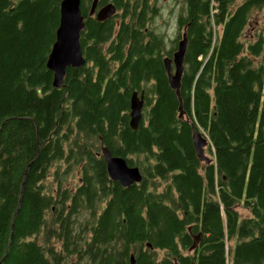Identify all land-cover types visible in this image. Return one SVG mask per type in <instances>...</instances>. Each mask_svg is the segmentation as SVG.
Masks as SVG:
<instances>
[{
    "label": "trees",
    "instance_id": "1",
    "mask_svg": "<svg viewBox=\"0 0 264 264\" xmlns=\"http://www.w3.org/2000/svg\"><path fill=\"white\" fill-rule=\"evenodd\" d=\"M182 2L178 36L171 43L172 51L186 29L182 110L161 53L154 61L132 64L143 77L154 72L156 81L154 101L144 114L147 123L141 121L137 134L127 126L122 135L133 147L142 140L144 161L130 167L143 168V181L122 189L101 174L84 185L92 186L89 194L60 192L56 198L41 194L39 185L47 155L41 152L43 126L57 121L63 127L62 159L95 158L99 146L88 141L99 143L101 131L109 145L103 129L114 128L119 113L130 112V102L115 96L112 82L100 94L102 71L96 84L88 77L74 85L69 74L61 89L53 88L45 60L56 0H25L13 13L0 6V264H132L131 257L134 264H264V26L253 42L246 35L252 11L264 10V0ZM158 42L165 46L162 35ZM75 126L90 145L85 152L74 151L79 145L69 136ZM192 127L210 141L209 165L195 156ZM90 129L96 130L92 136ZM51 205L63 206L61 222L54 219L47 229L62 243L57 250L48 242L51 251L42 257V246L27 238L40 232L43 212ZM238 208L248 216L241 217ZM199 234L201 241L189 256L191 236ZM233 240L228 251L227 241ZM145 243V251L137 250ZM149 247L154 257L144 256L153 253Z\"/></svg>",
    "mask_w": 264,
    "mask_h": 264
},
{
    "label": "flooded vegetation",
    "instance_id": "2",
    "mask_svg": "<svg viewBox=\"0 0 264 264\" xmlns=\"http://www.w3.org/2000/svg\"><path fill=\"white\" fill-rule=\"evenodd\" d=\"M24 1L25 0H0V6L3 12L13 13L18 8L20 9V7H22ZM65 1L68 0H56L54 6L56 16L53 34L49 42H46L48 45V54L45 60L46 69L48 57L51 54L54 43L58 42V34L62 28V19L64 15L63 3ZM169 1H174L173 6L174 4L176 5L177 20L184 10L183 2L182 0ZM167 2L168 0H70L68 8L65 11V18L73 20L74 24L71 27L72 34L62 41V48L64 52H79L80 58L76 60V64L79 66L67 68L65 78H68L69 74H71L70 82H73L75 85V83H80L82 80L89 77L90 83L96 84L98 74L102 71L105 79L101 85L100 94H104L107 83L109 85L112 82L117 85L115 96L124 100L127 98L128 102H130L133 94H137L139 99L143 97L144 109L142 122L146 124L148 116L145 117L144 114L147 110V104L154 101V84L156 83L154 80V72L147 77H143L144 73L141 68L138 66L134 68L132 64L136 61L140 64L141 60L154 61L158 58V53H161L163 56L161 65L165 71L163 60L165 58L171 59L174 52L177 50V48H173L171 51L172 46L170 45V41H165V46L159 47L158 36L161 34L158 32L155 24L159 22L160 19L161 21L165 20L163 24H168V20L174 16L175 11L174 9H167ZM162 36L165 39L164 35ZM134 45L135 52L132 53L131 49ZM165 50L167 53H165ZM121 66L122 69L118 72ZM131 69H133V73L130 71ZM121 74L124 75L122 80L119 76ZM133 74L136 75V77H133ZM51 75L53 86V74L51 73ZM40 92L41 89L39 88L38 93ZM129 113L130 112H127V108H124V110L119 113V119L115 122L114 128L107 127L103 129V132L107 133L105 135L106 141L110 146L117 149L115 152L112 153L110 151L109 145H107L100 136L103 134L101 131L96 135V139L99 143L93 140L88 141V143L93 146H99L100 151L94 152L95 158L71 157L62 159L60 155L62 150L61 137L63 127L57 125V121H55V125L51 127L44 125V130L41 131V152H46L47 155L45 161L43 159L42 180L39 183V185L44 188L43 192L41 190V194L51 195L56 198L59 197L60 192H66L72 195L77 192L85 194L92 192V186H88L90 185V179L101 174L108 176L107 161L102 153V148L104 147L110 151L113 158H122L126 160L128 166H131L137 161H140L141 164L144 159L141 147L142 140L138 138L133 147L130 146V144L127 145L122 138V135L127 133L128 127L130 129V134L132 132H136L133 134L139 133L138 130L133 131L130 127ZM126 117L128 119H126ZM79 130L80 128L75 126L73 128V134L69 136V138L75 139L76 145H79V149H74L75 153H79V150L85 152L90 148V145L85 143L86 136L83 133H81L80 136L77 135ZM86 132L92 136L96 133V130L92 131V129H90ZM191 146L194 151L193 142ZM150 147L155 153H160L157 148H154L153 143H151ZM207 157L210 158L209 155H207ZM91 160L98 162V165L95 166ZM199 163L204 164L200 161ZM83 164H87V167H83ZM204 165L206 166V164ZM139 170L142 177H144L145 171L143 168L139 167ZM83 171L87 172L84 174L85 177H83ZM178 174L179 172L170 174V177L173 178L174 176H178ZM199 174L202 173L199 172ZM109 180L120 186L118 182H114L111 179ZM87 183V187L83 189L84 185ZM121 188L125 189L123 187ZM107 190L109 191V189ZM71 206L72 205L68 202V206H66L67 210H69ZM62 208L63 206L51 205L49 209L45 210L39 223L40 232L36 231L27 238L28 241H37L42 246V257H47L48 252L51 251L48 242L54 244L57 250H59L58 245L62 243L61 238L49 236L47 230L48 225L51 224L54 219L61 222L59 220V214ZM59 225L60 224H58V226ZM197 236H191L192 246L195 241L194 237ZM200 241L201 239L198 241V244ZM145 247H148L146 243L144 246L139 245L137 250L140 252L145 251ZM191 247L187 251L189 256L193 251ZM149 248L153 253L144 254V256L154 257V247ZM161 255L164 256L163 253H161Z\"/></svg>",
    "mask_w": 264,
    "mask_h": 264
},
{
    "label": "water",
    "instance_id": "3",
    "mask_svg": "<svg viewBox=\"0 0 264 264\" xmlns=\"http://www.w3.org/2000/svg\"><path fill=\"white\" fill-rule=\"evenodd\" d=\"M70 0L63 3L64 15L62 19V28L58 34V42L54 43L51 54L48 57L47 61V70L53 74V87L60 89L64 85V78L66 76L67 68L79 66L76 64L77 58H80L79 52H64L62 48V41L64 38L72 34V25L74 24L73 20L65 18V11L68 8V3ZM186 33V32H184ZM187 36L183 34L182 40L179 42L178 49L174 53L173 62L175 65V73L171 74L170 71V60L166 62V68L170 75V86L176 90V95L180 102H182L180 87H181V77L184 70V58L187 49ZM142 108L143 100H139L137 95L134 94L131 99V114H130V127L136 130L142 119ZM182 108L179 107V111ZM180 118L183 117V113L180 112ZM192 142L193 146L196 149L197 157L200 161L204 162L206 165L211 163V159L204 155V147L207 146L208 140L198 131L192 127ZM102 153L107 161V171L110 175V179L114 182H118L121 187L128 189L136 184H140L143 181L142 174L137 167L129 168L126 161L122 158H113L110 151L107 148H102ZM39 157V153L36 155L35 160ZM30 163L25 169V180L21 187V198L24 192L25 181L28 175V171L31 167ZM20 206V205H19ZM16 217V215H15ZM201 234L197 237H194V245L191 247V250H194L198 241L200 240ZM12 240V237H11ZM149 246V245H147ZM131 263L134 264V258L131 257Z\"/></svg>",
    "mask_w": 264,
    "mask_h": 264
},
{
    "label": "rangeland",
    "instance_id": "4",
    "mask_svg": "<svg viewBox=\"0 0 264 264\" xmlns=\"http://www.w3.org/2000/svg\"><path fill=\"white\" fill-rule=\"evenodd\" d=\"M173 3H174V1L170 2L169 0L167 2V9L168 10H170V9H174L175 10L174 11V16L171 19L168 20L169 23L168 24L166 23V25H165V24H163V21H165V20L161 21V19H160L159 22H156V24H155L157 29H158V32L161 35H164V37H165L164 44H165V41L166 42L170 41V45L171 46H172V44H171L172 41H174L177 38V36H178V31H177L178 26H177V20H176V18H177V14H176L177 9H176V5L175 4L173 6ZM263 26H264V10H262L261 12L257 11V10L252 11L249 27L246 30V35L248 37H250V40H249L250 42H253V38L252 37H255L257 34H259L260 31L263 29ZM173 47H174V44H173ZM173 71H174V69L172 70V73H173ZM183 117H184V115H183ZM141 121H142V119H141ZM140 125H141V122H140ZM140 125H139V127H140ZM138 128L136 130H134V129H132V130L133 131H137ZM204 137L208 140V146L205 148L206 149L205 150V156H207V155H209L208 150H209V146H211V144L209 143L210 141H209L208 137H206L205 135H204ZM139 162L140 161H137L136 164L139 163ZM201 165H204V164H201ZM237 210H238V212H239L241 217L248 216V213H246V210H244L242 208H238ZM235 244H236V240L227 241L226 246H227L228 251H229L230 248L233 249Z\"/></svg>",
    "mask_w": 264,
    "mask_h": 264
},
{
    "label": "bare ground",
    "instance_id": "5",
    "mask_svg": "<svg viewBox=\"0 0 264 264\" xmlns=\"http://www.w3.org/2000/svg\"><path fill=\"white\" fill-rule=\"evenodd\" d=\"M184 32H186V29H184L183 30V34H186V33H184ZM183 34H182V38H183ZM187 36V35H186ZM182 38H181V40H182ZM180 40V41H181ZM179 41V42H180ZM214 41V40H213ZM179 42H178V45H179ZM178 45H177V49H178ZM177 51V50H176ZM175 51V52H176ZM174 52V53H175ZM173 58H174V54H173V56H172V58L170 59V58H165L164 60H163V64H164V68H165V71H166V74H167V77H168V85H169V88L172 90V91H174L175 93H176V90H174L171 86H170V75H169V73H168V71H167V68H166V62H168V60H170L171 62H170V71H171V74H174L175 73V65H174V62H173ZM184 65V64H183ZM172 67H173V69H174V71H173V73H172ZM183 74H184V70H183ZM183 74H182V77H183ZM182 77H181V79H182ZM180 90H181V87H180ZM179 90V91H180ZM134 95V94H133ZM132 95V96H133ZM137 95V94H136ZM138 98V97H137ZM131 99H132V97H131ZM139 99V98H138ZM177 99H178V97H177ZM140 101L141 100H143V97L141 98V99H139ZM178 101H179V99H178ZM182 106H183V104H182V102H180L179 101V107H181L182 108ZM143 109H144V103H143V108H142V116H143ZM130 114H131V100H130V113H129V116H130ZM38 140V139H37ZM39 141V140H38ZM207 146H208V143H207ZM206 146V147H207ZM206 147H204V155H205V148ZM194 151H195V154H196V149L194 148ZM196 157H197V154H196ZM197 159H198V157H197ZM199 160V159H198ZM200 161V160H199ZM200 162H202V161H200ZM202 163H204V162H202ZM205 164V163H204ZM129 168H133V167H129ZM107 173H108V171H107ZM108 177H109V179H110V175L108 174ZM27 178H28V175H27ZM27 178H26V181H27ZM24 180H25V174H24ZM26 181H25V183H26ZM24 183V182H23ZM23 185V184H22ZM18 205H21V202L19 201V204ZM18 213V211H16L15 212V215Z\"/></svg>",
    "mask_w": 264,
    "mask_h": 264
},
{
    "label": "built area",
    "instance_id": "6",
    "mask_svg": "<svg viewBox=\"0 0 264 264\" xmlns=\"http://www.w3.org/2000/svg\"><path fill=\"white\" fill-rule=\"evenodd\" d=\"M213 13H215V10L213 9Z\"/></svg>",
    "mask_w": 264,
    "mask_h": 264
}]
</instances>
